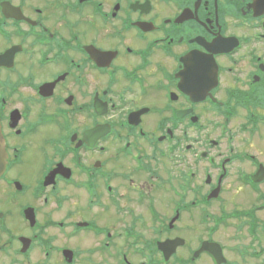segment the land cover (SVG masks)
<instances>
[{"label": "flooded vegetation", "instance_id": "flooded-vegetation-1", "mask_svg": "<svg viewBox=\"0 0 264 264\" xmlns=\"http://www.w3.org/2000/svg\"><path fill=\"white\" fill-rule=\"evenodd\" d=\"M0 134V264H133L201 208L261 264L264 4L0 0Z\"/></svg>", "mask_w": 264, "mask_h": 264}, {"label": "rangeland", "instance_id": "rangeland-1", "mask_svg": "<svg viewBox=\"0 0 264 264\" xmlns=\"http://www.w3.org/2000/svg\"><path fill=\"white\" fill-rule=\"evenodd\" d=\"M249 205V204H248ZM232 208H228L226 211L231 212ZM209 210H200L199 219L197 218V214H192L184 220L183 223V232L182 237L187 240L188 247L181 248L176 253V257L171 258L168 261V264H180L179 259H184L188 257V251L191 252V249H195L197 246V241L195 239L196 235H201V239H207L210 236L214 237L216 241L220 242L224 247V255L228 259L229 262H234V264H254V261H250L247 257H237L240 251H244L246 249V231L250 221L240 219H225L223 224L217 225L214 232H210V218L208 216ZM258 216L263 217L264 212L259 213ZM195 233V234H194ZM82 246H89L88 244H82ZM262 246L264 248V236L262 238ZM85 248V247H84ZM191 256V255H190ZM149 257H131L135 264H161L159 261H154ZM89 263L86 264H101L100 258L98 255L90 256ZM150 260L149 262H146ZM146 262V263H145ZM156 262V263H155ZM187 264H212L210 259L206 256H199L194 262H188ZM257 264V263H256Z\"/></svg>", "mask_w": 264, "mask_h": 264}, {"label": "water", "instance_id": "water-1", "mask_svg": "<svg viewBox=\"0 0 264 264\" xmlns=\"http://www.w3.org/2000/svg\"><path fill=\"white\" fill-rule=\"evenodd\" d=\"M260 1L264 4V0H260ZM1 142L2 141H1V135H0V173L4 169V160H5L4 159L5 152L3 150ZM256 180H257V177H256ZM183 244H184V240L180 238H176L173 240H166L163 242H159L157 246H158V249L162 252L164 256V260L167 261L170 258V256L175 253L176 248ZM202 251H206L210 255H212V257L215 259L217 264H221L225 262V259L223 258V255H222L221 248L216 243L203 242L201 244L200 249L195 252L194 256H197Z\"/></svg>", "mask_w": 264, "mask_h": 264}]
</instances>
